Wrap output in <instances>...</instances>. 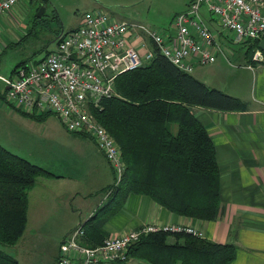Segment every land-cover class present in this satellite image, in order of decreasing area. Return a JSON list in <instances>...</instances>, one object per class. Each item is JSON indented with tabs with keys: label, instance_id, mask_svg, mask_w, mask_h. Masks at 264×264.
Segmentation results:
<instances>
[{
	"label": "trees",
	"instance_id": "16d2710c",
	"mask_svg": "<svg viewBox=\"0 0 264 264\" xmlns=\"http://www.w3.org/2000/svg\"><path fill=\"white\" fill-rule=\"evenodd\" d=\"M224 39L247 45V66H256L252 57L261 41ZM151 48V63L120 75L115 81V96L101 100L99 107L92 110L99 124L120 146L126 169L118 182L114 173V184L104 189L107 202L77 226L85 232L86 246L103 244L108 238L104 226L121 212L132 194L147 196L175 215L202 222L215 221L221 214L216 146L193 108L246 112L249 106L181 71L157 46ZM10 107L37 122L51 117L30 115ZM55 177L0 144V247H15L23 237L28 194L37 180ZM236 249L234 244L214 243L205 236L158 232L141 235L128 249V257L150 264H231ZM0 264L20 263L0 248Z\"/></svg>",
	"mask_w": 264,
	"mask_h": 264
},
{
	"label": "crops",
	"instance_id": "0c3cea01",
	"mask_svg": "<svg viewBox=\"0 0 264 264\" xmlns=\"http://www.w3.org/2000/svg\"><path fill=\"white\" fill-rule=\"evenodd\" d=\"M34 1H21L15 9L0 18V76L2 70L12 76L20 64L28 62L21 60L14 65L5 56L10 49L21 48L27 37H30L33 31L30 11ZM59 33L55 35V40ZM244 56L240 63L241 71L234 70L227 76H221L216 85L194 76L208 86L240 98L249 106L246 112L193 108L195 116L206 127L216 146L222 198L219 218L202 222L178 216L147 196L132 194L121 212L104 226L106 238L130 233L144 225L192 227L202 231L211 242L236 245V257L231 264H264V65L254 68L247 66L249 63ZM210 66L214 67L212 71L217 77L224 65L217 60ZM242 70L251 73L248 76L249 83L244 79L246 72ZM4 85L5 88L0 91V134H3L2 128L5 130L6 126L3 125L10 122L41 129L42 134H45L47 128L44 125L50 117L37 122L12 109L4 100L7 92V85ZM19 131L17 127L11 133ZM71 135L65 141V147L73 155V160L67 162L56 159V163L49 161L47 166L42 165L57 177L38 179L28 194V220L24 235L29 233L32 237L41 238L43 235L59 233L60 237L66 238L107 202L104 189L114 184L115 179L111 166L90 138ZM3 140L0 139V144L15 152L10 137H3ZM100 196L99 201L90 203L93 198ZM59 254L60 249L52 264H57ZM11 256L17 259L15 255ZM125 264L150 263L130 258Z\"/></svg>",
	"mask_w": 264,
	"mask_h": 264
},
{
	"label": "built area",
	"instance_id": "2783aa9c",
	"mask_svg": "<svg viewBox=\"0 0 264 264\" xmlns=\"http://www.w3.org/2000/svg\"><path fill=\"white\" fill-rule=\"evenodd\" d=\"M21 1L25 0H0V18ZM203 6L214 16L224 38L242 43L264 41V0H190L187 11L177 15L170 28L158 30L119 21L105 12H87L76 29L59 35L56 48L41 61L23 63L9 78L0 76L9 87L6 102L30 115L55 116L67 132L90 138L118 182L126 169L121 148L92 110L101 100L115 96V81L120 75L151 63V45L190 74L198 67L215 64L220 57L230 63L212 30L213 20L202 12ZM253 60L264 64L260 48ZM158 232L204 237L197 228L144 225L90 247L83 244L85 232L77 227L61 244L57 264H125L128 249L141 235Z\"/></svg>",
	"mask_w": 264,
	"mask_h": 264
},
{
	"label": "rangeland",
	"instance_id": "374dc122",
	"mask_svg": "<svg viewBox=\"0 0 264 264\" xmlns=\"http://www.w3.org/2000/svg\"><path fill=\"white\" fill-rule=\"evenodd\" d=\"M189 3L190 0H35L30 11V24L33 28L30 37H27L28 40L23 43L21 48L10 49L5 59H8L14 65L21 60L41 61L46 52L53 51L56 48L57 39L55 40V35L59 32V35H61L64 31L68 32L77 28L87 12H105L119 21L141 24L153 30H158L170 28L174 18L186 12ZM42 8H44V13L39 17ZM202 12L208 20H213L211 22L212 30L231 65L224 58H219V64L224 66L217 77L212 71L214 67L210 65L196 68L191 75L206 83H214L210 85H216L215 83L221 79V76L224 77L229 72L240 70L242 67L240 63L248 46L230 43L225 40L219 34L222 32L221 27L215 21L214 16L210 15L206 6L202 7ZM253 62L255 61L253 60ZM255 63L257 65V62ZM251 66L254 68V65ZM242 71L246 72L244 79L249 83L248 76H251V73H247L245 70ZM1 76L8 77L10 75L2 70ZM4 88V83L0 81V91ZM8 105L12 106L13 104ZM3 126L6 127L5 130L2 128L3 134H0V139L3 140V137L9 139L10 137L11 147L15 152L8 150L35 165L47 166L49 161L56 163V159H64L67 162L73 160V155L67 152L65 147V141L72 135L64 129L55 116H51L49 122L44 125L47 128L45 134H42L41 129L36 130L35 127L18 126L14 122L5 123ZM44 126L41 128H44ZM17 127L20 128V131L12 134L11 131H14ZM86 141L92 144L89 139H86ZM8 145L10 146V144ZM83 181L87 180L84 179ZM100 198L101 196L93 198L90 203L93 204L95 201H99ZM64 238L60 237L59 233H54L51 236L43 235L41 238L38 236L32 237L27 233L15 247L1 246L0 248L8 254L15 255L20 264H52Z\"/></svg>",
	"mask_w": 264,
	"mask_h": 264
},
{
	"label": "water",
	"instance_id": "95a60500",
	"mask_svg": "<svg viewBox=\"0 0 264 264\" xmlns=\"http://www.w3.org/2000/svg\"><path fill=\"white\" fill-rule=\"evenodd\" d=\"M42 13H44V8H42L40 10V14H39V17L42 16ZM259 48L264 52V41H261L260 44H259ZM9 89V87L7 88V90Z\"/></svg>",
	"mask_w": 264,
	"mask_h": 264
},
{
	"label": "bare ground",
	"instance_id": "6f19581e",
	"mask_svg": "<svg viewBox=\"0 0 264 264\" xmlns=\"http://www.w3.org/2000/svg\"><path fill=\"white\" fill-rule=\"evenodd\" d=\"M62 31V30H61ZM62 33V32H61ZM59 37V36H58Z\"/></svg>",
	"mask_w": 264,
	"mask_h": 264
}]
</instances>
